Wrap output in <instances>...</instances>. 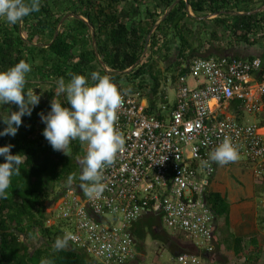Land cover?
I'll return each instance as SVG.
<instances>
[{
  "label": "trees",
  "instance_id": "obj_1",
  "mask_svg": "<svg viewBox=\"0 0 264 264\" xmlns=\"http://www.w3.org/2000/svg\"><path fill=\"white\" fill-rule=\"evenodd\" d=\"M263 5L264 0H41L39 12L24 17L22 22L10 25L0 21V70L20 60L28 62L32 71L27 75L26 92L40 84L54 89L57 80L63 78L67 82L70 74L84 75L91 82L90 74L99 72L115 83L123 81L130 93L140 91L147 98L148 111L152 112L159 102H165L159 59L167 63V72L174 82L176 73L187 71L183 63L198 55L203 45L199 41L194 43V30H205L209 24L211 40H220L223 31L229 42L259 43L264 39V10L248 12ZM209 14L215 16L207 18ZM65 15L68 17L59 25ZM157 22L145 55L136 63L144 50L146 36ZM262 27L261 35L255 39V33ZM172 49L176 50L174 61L170 58ZM213 51L224 52L220 47L210 46L205 56H211ZM47 91L31 116L22 117L15 137H0V146L11 144L12 154L25 156L20 174L11 179L7 198L0 199V264H42L44 261L102 264L69 241V250L56 252L52 248L56 239L65 236L60 229L62 221L58 225L45 224L52 216L46 209L66 188H81L78 159L83 157L85 149L79 141H72L67 156L54 151L43 137L45 125L38 113L47 114L52 98L63 101V97L54 98L52 90ZM3 127L0 123V129ZM70 175L77 177L71 183L68 182ZM207 199L217 217L227 213L228 204L221 196L210 193ZM160 225L159 218L149 216L134 223L136 251L143 250L148 233L168 243L171 251L193 253L177 237L167 233L161 236L164 231ZM38 238L46 239L47 243L32 249L31 240Z\"/></svg>",
  "mask_w": 264,
  "mask_h": 264
},
{
  "label": "built area",
  "instance_id": "obj_2",
  "mask_svg": "<svg viewBox=\"0 0 264 264\" xmlns=\"http://www.w3.org/2000/svg\"><path fill=\"white\" fill-rule=\"evenodd\" d=\"M234 101L237 111L264 108L262 57H194L187 75L177 79L174 103H160L152 112L145 95L127 91L116 123L124 145L103 170L104 192L89 198L82 188H66L48 207L52 216L45 224L62 221L69 243L102 264L135 258L132 226L146 215L160 218L172 234L183 233L194 247L212 251L215 216L205 193L216 163L209 153L230 138L264 183V125L238 122L229 113ZM176 261L202 264L184 253Z\"/></svg>",
  "mask_w": 264,
  "mask_h": 264
},
{
  "label": "clouds",
  "instance_id": "obj_3",
  "mask_svg": "<svg viewBox=\"0 0 264 264\" xmlns=\"http://www.w3.org/2000/svg\"><path fill=\"white\" fill-rule=\"evenodd\" d=\"M40 7L41 0H0V21L10 25H15L22 22L24 17L29 16L32 13L39 12ZM212 17L214 16H209L207 18ZM258 36L259 35L255 34L254 38L257 39ZM228 43L229 40H227V44ZM206 44L208 47H206ZM210 46H212L211 41L210 43H203L198 52L199 54L194 57L233 55L236 57L246 58L245 56H241L236 53L218 55L216 52H213L211 56H205ZM219 47L222 48L224 52L227 49L222 45ZM262 58L264 59V57ZM188 63H183L182 67L187 69V71L184 74L178 73V77L187 75ZM257 64H259V61H257ZM31 71V65L24 60H20L6 70H0V106L5 104H14L17 106L16 111H0V123L5 125V127L0 129V137L5 135L15 137L22 124V117L31 116L32 110L39 104L40 96L34 93L33 89L31 92L25 91L27 75ZM70 76L71 79L67 82H65L63 78L57 80L55 88L52 91L54 97H63V101L52 98L50 102V110L47 114L38 113L41 122L45 125L42 129V135L54 151L62 152L67 156L70 152V145L72 141H79L80 144L84 145L85 154L82 158L78 159L81 166L80 174L78 176V179L81 182L80 187L89 198L99 197L105 190V184L103 183V170L107 166L113 164L117 154L122 150L124 145L123 136L117 130L116 123L118 119L117 113L122 105V96L129 90L118 89L110 77L95 71L90 74L91 82H89L88 77L84 75L70 74ZM178 77L173 82L175 84L173 90L174 95ZM163 96L165 100L167 96ZM160 103H167L168 105H171L168 103V100L165 102H159L158 105ZM259 124L261 125V123ZM12 147L13 146L11 144L0 146V158H3V162H0V199L7 198V190L10 187L11 179L14 175L20 174V165L24 162L22 157L25 156L19 153L12 154ZM238 159V150L232 144L230 138L227 137H225L215 147V149L209 153V160L220 166L236 162ZM76 178V176L70 175L68 177V182L71 183ZM209 179L210 178H208V180ZM259 183L263 184L261 182ZM207 195L206 185L205 196L208 202ZM260 196H264V189ZM260 207L262 208L261 201ZM47 209L46 211L48 212ZM214 216L213 238L215 222L216 218H218L215 213ZM144 217H147V215ZM59 223L60 222L57 221L54 225H58ZM61 227L62 224L60 225V229L62 230V234L65 236L63 228ZM160 228L164 231V233H167L171 237L175 238L177 235H181L182 240H184L187 244L183 246L189 248L190 250L188 251L193 252H183L179 249H174L171 251L173 254L171 256V260L174 264H177L176 256L180 253L195 255L199 257L202 264H217L212 263V260L209 259V257L215 253V242H212L213 250L209 252L205 249H198L194 247L181 232L172 234L164 228L162 223ZM134 239L136 255L131 261L133 263L137 262L136 258L139 255L138 251H136V237ZM38 240H40V242L34 243ZM179 240L181 242V239ZM45 243H47L46 239L38 238L31 240V245L33 246L32 249ZM52 248L56 252L62 251L63 249L69 250L68 238L65 236V238L56 239ZM204 258H207L210 262L204 263ZM42 264H50V262L44 261Z\"/></svg>",
  "mask_w": 264,
  "mask_h": 264
},
{
  "label": "crops",
  "instance_id": "obj_4",
  "mask_svg": "<svg viewBox=\"0 0 264 264\" xmlns=\"http://www.w3.org/2000/svg\"><path fill=\"white\" fill-rule=\"evenodd\" d=\"M258 44H241L236 54L246 58L264 57V45ZM237 103L233 102L229 113L238 112V116L243 117V112L236 109ZM253 115L258 123H264V108ZM262 187L251 165L240 156L236 162L215 165V173L207 182V194L221 196L228 204V211L216 218L215 253L209 257L212 263L264 264V210L260 207ZM251 256L252 259H247Z\"/></svg>",
  "mask_w": 264,
  "mask_h": 264
},
{
  "label": "rangeland",
  "instance_id": "obj_5",
  "mask_svg": "<svg viewBox=\"0 0 264 264\" xmlns=\"http://www.w3.org/2000/svg\"><path fill=\"white\" fill-rule=\"evenodd\" d=\"M210 29H211V24H209L208 27L205 28V30L198 31V29L196 28L194 30V36H193L194 39L192 38L194 43H197V41L201 42L202 44L205 43V42H209L210 43V40H211L210 36H209ZM262 29H263V27L260 28L258 30V32L255 33V34L259 35L261 33ZM224 36H225V34L222 31V35H221V39L220 40H218V41H216L214 39L211 40V45L213 44L212 45L213 47L217 48L220 45H222V46L227 48L225 52L216 53L218 55L219 54H225V53H236V51L238 50V47L241 44H244L242 42H238L237 40L236 41L232 40L231 42H229L227 44V40L224 39ZM263 45H264V39H262L259 42L258 46H262L263 47ZM243 46L244 45H242L241 47L243 48ZM220 49H222V48H220ZM172 50L173 51H171L170 58L172 57L173 61H174L175 60V53L174 52L176 50L175 49H172ZM158 65H159V68L162 71V75L160 76L161 77V93H162V95H166L167 96L165 101L168 100V103L172 104L173 101H174V91L173 90H174L175 84L173 83L172 77L170 76L171 73L167 72V69H166L167 63H165V62H163L162 60L159 59ZM33 75H34V73H33ZM177 77H178V73H176V78ZM119 83L121 85L125 86L123 81H120ZM47 89L48 90H52V91L54 90L53 87L48 86L47 84H40L38 87L35 86L33 88V91H34V93H36V94H38L40 96V101H41L44 97L47 96V94L45 93V91H47ZM47 93H48V91H47ZM54 98H56V97H54ZM16 110H17V106L14 105V104H5L3 106H0V111L7 112V111H16ZM238 115H239L238 112L234 113L235 119L238 122H240V123L257 122V120L255 118L256 116L251 114V113L243 112L242 113L243 117L238 116ZM262 188L264 189V183H263V187ZM58 190H60V188H58L57 191ZM144 229H145L144 230L145 233H147V230H146L145 227H144ZM163 234H165V233L163 232L161 234V236ZM177 237H178V239H181V244L182 245H187L186 242H184V240H182L181 235H177ZM159 239H155L152 235H148V233H147L146 238L144 240V244H143V250L142 251L138 250L139 251V255L136 258L137 262H135V264H157V263H160V264H171V263H173V261L171 260V256L173 254H172L171 250L169 249V244L164 242V241H162V240H159ZM38 242H40V240H38L37 242H34V243H38ZM185 248L187 250H190L187 247H185ZM86 257L88 258V256H86ZM203 262L207 263V262H210V261L207 258H204ZM93 263H95V262H93ZM226 264H229V263H226Z\"/></svg>",
  "mask_w": 264,
  "mask_h": 264
},
{
  "label": "water",
  "instance_id": "obj_6",
  "mask_svg": "<svg viewBox=\"0 0 264 264\" xmlns=\"http://www.w3.org/2000/svg\"><path fill=\"white\" fill-rule=\"evenodd\" d=\"M173 6L171 5V7L169 8V9H167V11L164 13V15L163 16H161V18H163L166 14H167V12L172 8ZM264 9V6H262L261 8H259V9H256V10H254V11H252V12H248V14H250V13H254V12H257V11H262ZM239 14H242V12H239ZM73 16V15H72ZM210 17L211 16H215V14H210L209 15ZM209 16H206V17H209ZM67 17V15H65L61 20H60V22H59V25L64 21V19ZM76 17L77 18H80V16H78V15H76ZM158 24V22L154 25V27L152 28V30L149 32V34L146 36V38H145V42H144V50H143V52H142V55H141V57H140V59H138L137 60V62L136 63H138L140 60H141V58L145 55V53H146V49H147V45H148V41H149V38H150V35H151V33H152V31L154 30V28L156 27V25ZM58 25V26H59ZM90 31H91V36H92V40H93V44L95 43L94 42V35H93V29H92V27L90 28ZM110 70H108V72H109Z\"/></svg>",
  "mask_w": 264,
  "mask_h": 264
}]
</instances>
